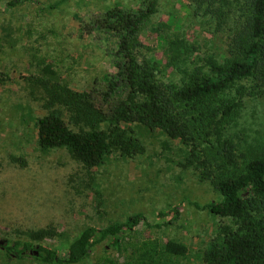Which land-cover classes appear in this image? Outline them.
<instances>
[{"label": "trees", "instance_id": "trees-1", "mask_svg": "<svg viewBox=\"0 0 264 264\" xmlns=\"http://www.w3.org/2000/svg\"><path fill=\"white\" fill-rule=\"evenodd\" d=\"M21 1L26 0L7 4ZM140 1L134 12L114 7L96 21L111 41L115 70L106 76L100 98L63 83L53 61L43 59L40 74L29 78L45 99L44 114L27 113L35 120L37 142L43 149L64 147L84 166L97 167L113 152L133 157L144 151L131 124L160 130L186 147L180 165L193 168L200 181L217 192L202 208L231 220L203 250L204 264H264V135L255 129L257 122L264 124V0H188L187 8L191 6L194 14H211L215 31L226 32L225 50L202 53L184 36L164 31L156 46L163 49L164 58L140 39L159 0ZM240 118L242 134L236 131ZM180 214L179 207L159 211L154 226L173 224ZM140 223L151 224L136 213L101 228L87 225L69 242L65 256L34 245L33 240L56 234L53 228L31 231L29 240L3 239L0 248L18 258L32 251L52 264L79 263L105 239L127 253L120 264H170L172 257L187 256L188 246L172 239L162 244L149 241L136 251L133 239Z\"/></svg>", "mask_w": 264, "mask_h": 264}, {"label": "rangeland", "instance_id": "rangeland-1", "mask_svg": "<svg viewBox=\"0 0 264 264\" xmlns=\"http://www.w3.org/2000/svg\"><path fill=\"white\" fill-rule=\"evenodd\" d=\"M35 1L10 6L7 0H0V240H29L31 231L53 228L56 234L33 240L34 245L43 244L65 256L69 242L85 226L101 228L142 213L151 224L137 226L136 251L146 242L162 244L172 239L186 244L189 251L185 257H172L170 264H204L203 250L219 227L231 220L202 208L218 194L209 183L200 181L193 168L180 165L187 152L183 144L160 130L133 123L130 126L144 146L142 153L123 157L113 152L104 164L86 167L64 147L41 148L35 120L27 116L29 111L34 116L45 113L41 88L28 81L40 74L43 59L60 67L63 83L100 98L106 76L115 70L109 54L111 41L95 26L96 21L114 7L134 12L141 1ZM188 4V0H159L157 12L142 26L140 39L158 57L164 58L163 49L156 48L158 35L164 31L184 36L201 47L202 53L225 50L226 32L215 31L211 14L202 10L194 14ZM65 116L70 119L69 112ZM238 126L236 131L242 134V118ZM70 127L77 129L72 122ZM255 129L264 135L263 123L257 122ZM171 207L180 208L179 218L155 227L159 211ZM126 254L105 239L73 264L106 259L120 264ZM14 255L0 248V264H52L32 251L21 258Z\"/></svg>", "mask_w": 264, "mask_h": 264}, {"label": "water", "instance_id": "water-1", "mask_svg": "<svg viewBox=\"0 0 264 264\" xmlns=\"http://www.w3.org/2000/svg\"><path fill=\"white\" fill-rule=\"evenodd\" d=\"M0 243H3V240H0ZM35 253L37 254V251H35Z\"/></svg>", "mask_w": 264, "mask_h": 264}]
</instances>
